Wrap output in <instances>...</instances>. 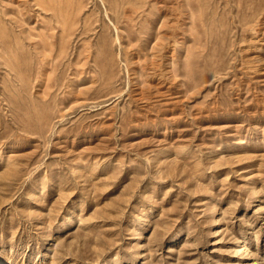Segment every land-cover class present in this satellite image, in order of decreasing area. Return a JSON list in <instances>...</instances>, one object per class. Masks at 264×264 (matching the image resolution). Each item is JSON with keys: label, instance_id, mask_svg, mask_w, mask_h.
<instances>
[{"label": "rangeland", "instance_id": "1", "mask_svg": "<svg viewBox=\"0 0 264 264\" xmlns=\"http://www.w3.org/2000/svg\"><path fill=\"white\" fill-rule=\"evenodd\" d=\"M0 264H264V0H0Z\"/></svg>", "mask_w": 264, "mask_h": 264}, {"label": "bare ground", "instance_id": "2", "mask_svg": "<svg viewBox=\"0 0 264 264\" xmlns=\"http://www.w3.org/2000/svg\"><path fill=\"white\" fill-rule=\"evenodd\" d=\"M163 11H164V10H163ZM165 25H166V24H165ZM165 25H164V26H165ZM161 27H162V26H161ZM169 52H170V51H169ZM239 249H240V251H241V250L243 249V245H242V246L240 245V248H239ZM244 250H245V249H244ZM247 253H248V252H247Z\"/></svg>", "mask_w": 264, "mask_h": 264}]
</instances>
